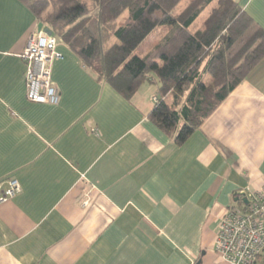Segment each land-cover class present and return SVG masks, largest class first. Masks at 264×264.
<instances>
[{"label": "crops", "instance_id": "obj_1", "mask_svg": "<svg viewBox=\"0 0 264 264\" xmlns=\"http://www.w3.org/2000/svg\"><path fill=\"white\" fill-rule=\"evenodd\" d=\"M231 1L264 30V0ZM38 24L0 0V195L19 186L0 202V264H229L218 222L264 185V57L177 145L149 119L154 85L125 99L59 40L58 103L29 102Z\"/></svg>", "mask_w": 264, "mask_h": 264}, {"label": "trees", "instance_id": "obj_2", "mask_svg": "<svg viewBox=\"0 0 264 264\" xmlns=\"http://www.w3.org/2000/svg\"><path fill=\"white\" fill-rule=\"evenodd\" d=\"M18 1L125 99L154 85L149 119L177 145L264 57V30L231 0ZM160 26L169 28L166 35L135 55ZM255 264H264L263 254Z\"/></svg>", "mask_w": 264, "mask_h": 264}, {"label": "built area", "instance_id": "obj_3", "mask_svg": "<svg viewBox=\"0 0 264 264\" xmlns=\"http://www.w3.org/2000/svg\"><path fill=\"white\" fill-rule=\"evenodd\" d=\"M56 47V37L42 27L31 34L21 54L25 63L26 98L31 103H58L59 93L51 79L53 63L62 58ZM18 192L17 182L11 180L0 195V202ZM241 195V200L227 208L218 222L214 250L229 264H255L264 253V185L260 190L244 191Z\"/></svg>", "mask_w": 264, "mask_h": 264}, {"label": "rangeland", "instance_id": "obj_4", "mask_svg": "<svg viewBox=\"0 0 264 264\" xmlns=\"http://www.w3.org/2000/svg\"><path fill=\"white\" fill-rule=\"evenodd\" d=\"M184 6V3H181L180 5H178L174 11V13L178 12V10L180 11L182 9V7ZM126 17L125 15H121L120 18H118L117 22L120 24L121 22H123L124 18ZM168 27L167 26H160L158 28H156V30L151 34V36L148 37V39L134 52L135 55L138 56H143L146 53V50L148 49V47L154 43H156L157 41L161 40L166 33L168 32ZM208 79V77H207ZM148 83H145L143 88L141 89L143 91V94L146 95V92H148V96H149V100L151 101V97H152V92H154V89L151 85H147ZM154 94V93H153ZM157 99V97H153V99ZM152 99V100H153ZM166 100H169L168 98H166ZM155 101H153L154 103Z\"/></svg>", "mask_w": 264, "mask_h": 264}, {"label": "water", "instance_id": "obj_5", "mask_svg": "<svg viewBox=\"0 0 264 264\" xmlns=\"http://www.w3.org/2000/svg\"><path fill=\"white\" fill-rule=\"evenodd\" d=\"M41 28H42V24H41V23H39V24H38V31H40V30H41ZM47 32L50 34V32H49V31H47ZM237 200H239V198H236V201H237ZM243 201H244V202H246V200H245V199H244Z\"/></svg>", "mask_w": 264, "mask_h": 264}]
</instances>
